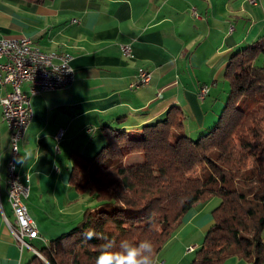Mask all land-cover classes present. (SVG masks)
Instances as JSON below:
<instances>
[{
    "label": "crops",
    "instance_id": "1",
    "mask_svg": "<svg viewBox=\"0 0 264 264\" xmlns=\"http://www.w3.org/2000/svg\"><path fill=\"white\" fill-rule=\"evenodd\" d=\"M22 37L43 52L69 54L74 73L69 87L31 97L33 119L20 143L17 167L30 175L26 204L39 246L71 229L96 205L75 190L69 176L74 155L92 157L104 146V128L135 131L173 106L182 111L190 135L214 123L208 113L227 93L224 72L231 55L264 39V0L254 5L247 0H46L39 5L0 0V38ZM122 45L130 46V57ZM139 69L151 73L150 83L131 91L127 86ZM202 85L209 92L200 102ZM9 90L0 87V99ZM58 129L65 136L55 153ZM8 145L0 108V264H28L8 229L14 225L7 197ZM218 203L211 198L192 207L154 260L189 264Z\"/></svg>",
    "mask_w": 264,
    "mask_h": 264
},
{
    "label": "trees",
    "instance_id": "2",
    "mask_svg": "<svg viewBox=\"0 0 264 264\" xmlns=\"http://www.w3.org/2000/svg\"><path fill=\"white\" fill-rule=\"evenodd\" d=\"M42 4L46 0H23ZM264 39L233 53L227 97L216 121L193 139L173 106L135 131L103 129L92 157L74 155L69 183L98 203L37 251L47 264H96L106 243L149 239L155 256L196 204L219 200L189 264L228 258L264 264ZM135 157L132 161L129 156ZM99 237L86 240V229ZM34 255L28 264L42 261ZM156 260V259H155Z\"/></svg>",
    "mask_w": 264,
    "mask_h": 264
},
{
    "label": "built area",
    "instance_id": "3",
    "mask_svg": "<svg viewBox=\"0 0 264 264\" xmlns=\"http://www.w3.org/2000/svg\"><path fill=\"white\" fill-rule=\"evenodd\" d=\"M254 5L255 0H247ZM194 16V13H193ZM72 23H78L72 20ZM231 29L228 31L230 34ZM123 55L131 56L128 45L120 47ZM71 56L64 52H43L28 38H0V87L9 86L0 99L1 119L9 133L8 160L6 167L7 197L14 217V225L8 224L9 233L19 250L29 249L33 255H40L30 243L41 239L36 223L26 207L30 196V175L18 171L19 151L16 149L18 135L26 133L33 119L31 97L41 93L54 92L69 87L74 81L70 67ZM151 73L139 69L127 88L138 90L150 83ZM23 86L26 87L24 90ZM209 92L207 85H202L197 92V99L202 102ZM65 136L64 129H58L53 136L54 152ZM59 171L57 166L53 167ZM42 241V240H41ZM188 252L194 248L189 247ZM41 256V255H40ZM157 264H167L160 260Z\"/></svg>",
    "mask_w": 264,
    "mask_h": 264
},
{
    "label": "clouds",
    "instance_id": "4",
    "mask_svg": "<svg viewBox=\"0 0 264 264\" xmlns=\"http://www.w3.org/2000/svg\"><path fill=\"white\" fill-rule=\"evenodd\" d=\"M86 240L99 237V234L92 228L86 229L84 233ZM106 243L101 245L103 251L97 258L96 264H154V244L151 240L145 239L139 243L121 241L118 250L115 246L109 247L113 242L104 238Z\"/></svg>",
    "mask_w": 264,
    "mask_h": 264
},
{
    "label": "rangeland",
    "instance_id": "5",
    "mask_svg": "<svg viewBox=\"0 0 264 264\" xmlns=\"http://www.w3.org/2000/svg\"><path fill=\"white\" fill-rule=\"evenodd\" d=\"M226 97H227V93H226V95H224V99H223V101L222 102H220L219 101V103L217 102V105L213 108V112H209L208 114H209V116L211 115H213V119L216 121V119H217V117H218V115L220 114V111L222 110V108H223V106H224V103H225V100H226ZM213 120V121H214ZM208 126V127H207ZM206 127L207 128H209V126H212L211 124H209V125H207ZM206 127H204V128H202L201 129V132L202 131H204V130H207V129H205ZM193 136H192V138L193 139H195V138H197V136H198V133L196 132V133H194V134H192ZM135 157H138V156H135V155H132V156H129V160H133ZM73 162V161H72ZM83 195H88V194H83ZM94 202L97 204L98 202L96 201V200H94ZM95 203H93V204H95ZM30 203H27L26 204V207H27V209H29L28 208V205H29ZM28 212H29V210H28ZM30 214V213H29ZM30 216H31V214H30ZM10 217V216H9ZM81 218H82V216H81ZM11 219V218H10ZM81 219H79V221H80ZM79 221H77V222H79ZM30 245L35 249V250H37V245L35 244V242H31L30 243ZM23 257H24V259L26 258L27 259V257L29 258V260H32V258H33V253L29 250V249H27V248H24L23 249ZM37 256V255H36ZM41 261H42V263H44V264H47V262L45 261V259H43L41 256H39L38 257ZM233 258V257H232ZM229 259L230 258H228V261H224L223 262V264H232L231 262H229ZM234 259H235V257H234ZM236 260H238L237 258H236ZM238 262H240V263H238ZM247 261L246 260H243V259H240L239 261H236V263L235 264H248V263H246ZM251 263V262H250ZM35 264H40L38 261H36V263ZM252 264V263H251Z\"/></svg>",
    "mask_w": 264,
    "mask_h": 264
},
{
    "label": "bare ground",
    "instance_id": "6",
    "mask_svg": "<svg viewBox=\"0 0 264 264\" xmlns=\"http://www.w3.org/2000/svg\"><path fill=\"white\" fill-rule=\"evenodd\" d=\"M128 58V55H125ZM26 133H21L18 135V138L16 140V149L19 151L20 148V143L23 141L24 137H25ZM29 213V212H28ZM30 215V214H29ZM31 217V216H30ZM40 256V255H37ZM160 260H154V264H157Z\"/></svg>",
    "mask_w": 264,
    "mask_h": 264
}]
</instances>
